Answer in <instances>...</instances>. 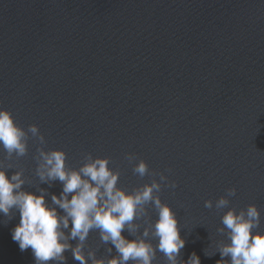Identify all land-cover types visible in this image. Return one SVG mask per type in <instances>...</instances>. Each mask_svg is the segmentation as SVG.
I'll use <instances>...</instances> for the list:
<instances>
[{"label": "water", "instance_id": "water-1", "mask_svg": "<svg viewBox=\"0 0 264 264\" xmlns=\"http://www.w3.org/2000/svg\"><path fill=\"white\" fill-rule=\"evenodd\" d=\"M0 109L25 130L37 125L45 150H63L73 169L85 153L110 157L127 192L159 176L134 175L125 153L175 181L159 196L185 241L178 260L195 252L200 264L220 261L212 253L227 209L204 202L215 205L228 188L236 189L229 207L257 206L264 233V0H0ZM38 146L30 139L27 156L5 161L15 166L6 175L22 168L31 182L22 190L44 189L51 205L63 185L35 175ZM19 222L18 212L0 213V264H35L31 248L21 252L12 239ZM88 249L116 256L98 231ZM152 264L167 262L157 251Z\"/></svg>", "mask_w": 264, "mask_h": 264}, {"label": "clouds", "instance_id": "clouds-1", "mask_svg": "<svg viewBox=\"0 0 264 264\" xmlns=\"http://www.w3.org/2000/svg\"><path fill=\"white\" fill-rule=\"evenodd\" d=\"M30 139L39 145L33 156L39 181L51 186L58 180L63 185L59 197L51 196V205L46 203L44 189L39 190V195L22 190V186L31 183L24 178L22 168L15 170L10 179L6 175L15 166L5 161L27 156ZM46 144L37 125H29L25 130L15 122L10 110L0 109V148L4 153L0 160V213L9 220L15 212L19 213L20 222L12 232V239L18 242L21 252L31 248L35 264H66L64 253L69 250L79 264H88V261L91 264H129L130 261L152 264L157 251L163 254L167 264H200L195 252L186 262L178 260L185 241L179 235L176 213L162 203L159 196L162 186L175 189V181L151 171L136 154L125 153L124 159L133 165L134 175L141 179L159 176V182L153 178L151 183L127 192L117 186L120 170L109 167L114 163L110 157L93 158L91 153H85L82 166L73 169L67 165L63 150L46 151ZM137 160L138 163L133 164ZM166 171L171 172V169ZM235 195L236 189L228 188L215 205L212 200L204 202L209 210L213 207L217 212L227 209L221 217L223 227L217 229L224 239L216 242L212 255L219 252L221 259L217 264H264V233L256 231L260 227V212L255 204L239 211L229 207V198ZM149 205L158 215L154 223L148 212ZM138 221H143V225ZM91 231H98L102 244L114 246L115 257L97 258L93 249L85 254ZM124 231L134 239H126L122 235ZM154 239H158L155 247L151 243ZM73 240L77 241L74 247L69 243ZM107 252L111 254L112 248Z\"/></svg>", "mask_w": 264, "mask_h": 264}]
</instances>
